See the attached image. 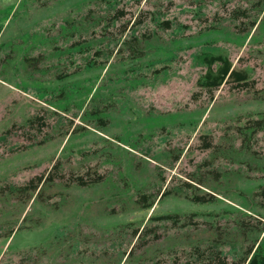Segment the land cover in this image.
<instances>
[{
	"label": "rangeland",
	"instance_id": "374dc122",
	"mask_svg": "<svg viewBox=\"0 0 264 264\" xmlns=\"http://www.w3.org/2000/svg\"><path fill=\"white\" fill-rule=\"evenodd\" d=\"M254 255L264 0H0V264Z\"/></svg>",
	"mask_w": 264,
	"mask_h": 264
},
{
	"label": "trees",
	"instance_id": "16d2710c",
	"mask_svg": "<svg viewBox=\"0 0 264 264\" xmlns=\"http://www.w3.org/2000/svg\"><path fill=\"white\" fill-rule=\"evenodd\" d=\"M210 58L218 60L220 62V65L213 75L211 74L212 70L209 68L207 73L203 76L208 83H212L213 81L220 83L227 80L238 83L245 80L246 72L244 70L231 66L230 62L226 58L219 55L211 56ZM206 60H208V58ZM247 264H260V262L256 260V255H254L250 258Z\"/></svg>",
	"mask_w": 264,
	"mask_h": 264
}]
</instances>
